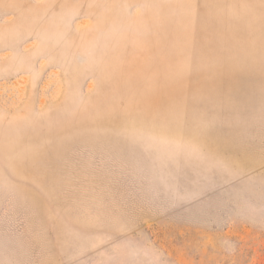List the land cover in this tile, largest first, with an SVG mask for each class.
Masks as SVG:
<instances>
[{
	"label": "rangeland",
	"instance_id": "1",
	"mask_svg": "<svg viewBox=\"0 0 264 264\" xmlns=\"http://www.w3.org/2000/svg\"><path fill=\"white\" fill-rule=\"evenodd\" d=\"M0 264H264V0H0Z\"/></svg>",
	"mask_w": 264,
	"mask_h": 264
}]
</instances>
